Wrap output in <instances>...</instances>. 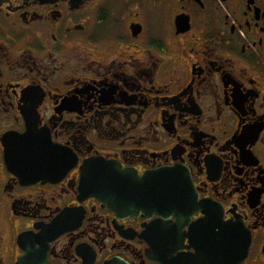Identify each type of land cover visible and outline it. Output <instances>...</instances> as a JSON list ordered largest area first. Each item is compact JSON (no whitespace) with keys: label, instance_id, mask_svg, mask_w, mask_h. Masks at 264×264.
<instances>
[{"label":"flooded vegetation","instance_id":"flooded-vegetation-1","mask_svg":"<svg viewBox=\"0 0 264 264\" xmlns=\"http://www.w3.org/2000/svg\"><path fill=\"white\" fill-rule=\"evenodd\" d=\"M91 157L182 167L188 214L80 195ZM66 208L49 264H189L205 217L264 264V0H0V264Z\"/></svg>","mask_w":264,"mask_h":264},{"label":"water","instance_id":"water-1","mask_svg":"<svg viewBox=\"0 0 264 264\" xmlns=\"http://www.w3.org/2000/svg\"><path fill=\"white\" fill-rule=\"evenodd\" d=\"M35 145L29 146L28 151L44 150L41 146ZM10 153L8 149V160ZM33 159L32 156L30 160ZM78 189L80 195H95L103 204L112 205L117 212L142 208L140 203L144 202L143 209L149 207L159 214L160 224L165 223L166 218L174 210L182 216L187 215L188 212L179 203L190 202L192 199L190 193H193L190 178L180 166H167L156 170L155 174L139 175L135 170L122 168L120 164L102 157H91L83 162ZM156 204H161V207ZM70 211V208L64 209L38 233L20 232L17 240L23 252L18 256L16 264H49L46 257L48 242L66 230L68 224L66 217ZM205 218L195 223L198 226L197 230L188 233L195 252L183 254L181 256L183 261L189 264L239 262L246 253L248 236L243 237V230L229 223H215ZM170 254L176 253L170 251ZM176 255L180 257L181 254ZM102 264H125V262L116 258L106 260Z\"/></svg>","mask_w":264,"mask_h":264}]
</instances>
